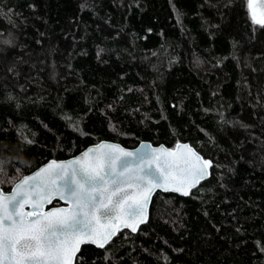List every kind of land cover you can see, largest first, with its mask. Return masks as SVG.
<instances>
[{"label":"trees","instance_id":"1","mask_svg":"<svg viewBox=\"0 0 264 264\" xmlns=\"http://www.w3.org/2000/svg\"><path fill=\"white\" fill-rule=\"evenodd\" d=\"M105 139L189 142L212 174L158 191L137 232L76 264H264V27L248 0H0V187Z\"/></svg>","mask_w":264,"mask_h":264},{"label":"snow or ice","instance_id":"2","mask_svg":"<svg viewBox=\"0 0 264 264\" xmlns=\"http://www.w3.org/2000/svg\"><path fill=\"white\" fill-rule=\"evenodd\" d=\"M248 8L264 27V0H248ZM134 156L101 144L22 178L11 195L0 192V264H75L82 244L105 248L122 229L136 232L156 189L187 196L212 167L189 145L152 149L135 166L126 159ZM56 198L68 207L45 211Z\"/></svg>","mask_w":264,"mask_h":264},{"label":"water","instance_id":"3","mask_svg":"<svg viewBox=\"0 0 264 264\" xmlns=\"http://www.w3.org/2000/svg\"><path fill=\"white\" fill-rule=\"evenodd\" d=\"M256 2L259 3V0H256ZM101 144H105V145H117V146H119L120 148L124 149L125 152H132V153H135L136 156H134V157H130V158H126V159L128 160L129 163L133 164V166H135V163L138 161V157H139L141 154L148 155V154L151 153V150H152V149L163 148V149H167V150H169V151H172V150H176V146H177V145H189V146H191V147H192V148H193V149H194V150H195L200 156H202L204 159H206V160H210L211 163H212V166H213V161H212V159H210V158H205L204 155H203L202 153H200V152H199V151H198V150H197V149H196L191 143H189V142H183V141H180V142H178L174 147H170V146L165 145L164 143L155 145V144H153L151 141H142L138 146L133 147V148H130V147H126V146H124L123 144H121V143H119V142H114V141H110V140H106V139H105V140H101V141L98 142V143H95V144H92V145L88 146L87 148H85L84 150H82L81 152H79L78 154H76L75 156H72V157H69V158H66V159H50V160L47 161L45 164L41 165L39 168H37V169L34 170L33 172H31V173H29V174L23 176L22 178H24V177H28V176H32V175H35L39 170H41L42 168L47 167V166H48L49 164H51L53 161H55L57 164H67V163H69V162H71V161H74V160L80 159V158L83 157V155H84L85 152H88L90 149H96V148H98L99 145H101ZM154 167H155V166H154ZM209 173H210L209 176H208L207 178H205L204 180H202V181L197 185V187H198L203 181H205L206 179H208V178L211 177V174H212V167L209 169ZM22 178H21V179H22ZM21 179H20V180H21ZM20 180H18L16 183H18ZM16 183H15V184H16ZM15 184L13 185V187L11 188V190H9V191H5V190H3V189L0 187V192H2L4 195H11L12 192L15 190ZM197 187H195V188H197ZM195 188L191 189L190 193H191ZM158 191H163V192H174V191H164L163 189H156V190L153 192V194L151 195L150 201H149V203H148V207H147V220H146L145 223H147L148 220H149V218H150V212H151L152 201H153V198H154L155 194H156ZM174 193H177V194H179V195H182V194L179 193V192H174ZM189 195H190V194H189ZM183 196H185V195H183ZM187 196H188V195H187ZM55 200L60 201L62 204H60V205H52V203H53ZM52 203H50V204H48V205L46 206L45 211L52 210V209H54V208L68 207V204H67L65 201L60 200L59 198L54 199V200L52 201ZM25 210L27 211V210H30V209L26 207ZM145 223L140 224L139 227H138V230H139V228H140L143 224H145ZM124 230H129V231H131L130 229H122L121 231H124ZM138 230H137V231H138ZM121 231H120V232H121ZM137 231H136V232H137ZM120 232H119V233H120ZM131 232H132V231H131ZM119 233H117V235H118ZM133 233H135V232H133ZM117 235H116V236H117ZM116 236H114V237L111 239V241H112ZM111 241H110V242H111ZM110 242H109V243H110ZM84 245H93V244H90V243L82 244V245L80 246L79 251H78L77 254H76V259H77V256H78V254L80 253V251H81V249H82V247H83ZM107 245H108V244H107ZM107 245H106V246H107ZM93 246H95V245H93ZM96 247H97V246H96ZM75 264H76V260H75Z\"/></svg>","mask_w":264,"mask_h":264}]
</instances>
